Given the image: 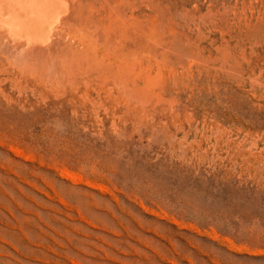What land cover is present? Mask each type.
I'll return each instance as SVG.
<instances>
[{
    "label": "rangeland",
    "instance_id": "obj_1",
    "mask_svg": "<svg viewBox=\"0 0 264 264\" xmlns=\"http://www.w3.org/2000/svg\"><path fill=\"white\" fill-rule=\"evenodd\" d=\"M114 2L113 83L0 93V264H264V0Z\"/></svg>",
    "mask_w": 264,
    "mask_h": 264
},
{
    "label": "bare ground",
    "instance_id": "obj_2",
    "mask_svg": "<svg viewBox=\"0 0 264 264\" xmlns=\"http://www.w3.org/2000/svg\"><path fill=\"white\" fill-rule=\"evenodd\" d=\"M121 17L119 21L114 0H0V93L7 84L43 94L85 79L113 83L117 48L96 32L118 22L129 26ZM126 27L122 34L132 35L134 30Z\"/></svg>",
    "mask_w": 264,
    "mask_h": 264
}]
</instances>
